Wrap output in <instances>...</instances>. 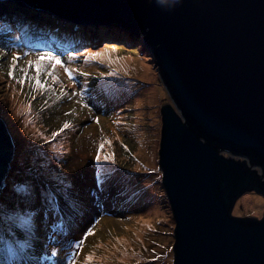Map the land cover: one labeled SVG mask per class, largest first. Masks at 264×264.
<instances>
[{
    "label": "rangeland",
    "instance_id": "1",
    "mask_svg": "<svg viewBox=\"0 0 264 264\" xmlns=\"http://www.w3.org/2000/svg\"><path fill=\"white\" fill-rule=\"evenodd\" d=\"M35 10L45 16L51 15L40 8ZM28 23L26 27L25 24L21 26L33 42H38L37 34L39 41L41 35L47 34L37 26L42 25V19L31 17ZM101 28L107 29L119 41L121 33L128 38L134 35L116 25L103 24ZM138 33L137 37L147 46L146 34L141 30ZM18 34L16 22L0 21V49L21 55L32 53L20 62V67H24L28 59L35 60L36 56ZM58 35L64 37L62 33ZM94 39L95 36L91 40ZM130 41L133 40L130 38ZM111 42L119 44L116 40ZM133 42L125 46L120 42L121 50L105 53L101 57L102 64L95 61L85 64L83 57L72 62L71 67L89 73L87 80L77 74L76 84L77 90L81 87L88 90L86 102L91 113L66 97L58 99L59 84L55 92L44 96L38 94L35 101H31L27 87L21 95L20 86L7 76L11 56L0 54V114L12 122L16 144L11 173L5 189L1 190L4 203H0V264H68L74 250L72 246L83 238L88 227L94 228L95 235L85 241L82 251L75 257L76 264H174L176 223L163 186L159 151L163 107L169 104L180 113L170 96L157 58L154 55V59H149L153 52L146 51L145 54L144 48L137 43L133 45ZM51 43L46 50L40 47L35 50L55 52L67 62L68 53L83 49H62L61 43L70 44L66 40ZM88 45L87 49L94 50L90 43ZM126 47L129 51L124 50ZM109 61L112 62L111 68L108 67ZM141 63L150 70L151 76L143 74ZM101 71H115L117 74L96 79ZM15 75L19 78L21 73L16 71ZM56 75L71 92L72 86L63 70L57 68ZM6 100L9 106L4 102ZM67 112L71 115H65ZM95 116L100 117L99 124L95 123ZM65 122L73 127L62 133L51 146L47 145L45 141L51 140V133L59 130ZM29 135L31 143L23 146V138ZM107 140L113 144L111 147L106 145L104 151L115 153V164L103 161L97 164L98 146ZM41 145L44 151L38 150ZM122 145H126L128 151ZM59 153L67 155L58 156ZM61 159L65 161L62 165ZM97 173H100L102 185L96 179ZM65 175L72 178L75 186L72 192L76 199L70 201L71 208L63 199L67 190L60 185ZM22 186H35L38 197L24 202L9 194L8 188L19 190ZM53 192L60 196L59 200L52 195ZM7 198H11L9 202ZM248 198L255 199L244 204V199ZM27 203L31 207H27ZM12 204H16L14 211ZM28 213L34 215L33 223L24 224L18 220ZM232 215L238 218L257 215L261 219L264 196L254 191L246 192L236 201ZM5 227L20 233L22 239L30 238L31 243L27 247L5 248L2 240ZM53 249L60 252L59 258L51 255ZM89 256L91 261L87 259ZM45 259L47 263H43Z\"/></svg>",
    "mask_w": 264,
    "mask_h": 264
},
{
    "label": "water",
    "instance_id": "2",
    "mask_svg": "<svg viewBox=\"0 0 264 264\" xmlns=\"http://www.w3.org/2000/svg\"><path fill=\"white\" fill-rule=\"evenodd\" d=\"M22 1L146 34L180 113L163 107L159 151L174 264H264V215H232L246 192L264 196V0ZM14 149L0 114V191Z\"/></svg>",
    "mask_w": 264,
    "mask_h": 264
},
{
    "label": "snow or ice",
    "instance_id": "3",
    "mask_svg": "<svg viewBox=\"0 0 264 264\" xmlns=\"http://www.w3.org/2000/svg\"><path fill=\"white\" fill-rule=\"evenodd\" d=\"M109 51H116V49L110 48L109 46H104L100 50H91V49H85L81 52H70L67 54V62H65V59L60 55L52 51H39L35 53L36 59L31 60L28 59L26 61V66L20 67V62L25 59V57H29L32 55L31 52H25L22 55L18 52L12 51L7 52L3 49H0V54L3 56H11V59L9 61V68L7 72V76L10 81H14L16 84L20 86V94L24 95V89L27 87L29 91L31 92V101H35L37 99V95L44 96L48 92H55L56 85L59 84L60 86V92L57 94V98L61 99L66 97L68 101H74L77 105H79L81 108L87 109L91 113V107L89 103L86 101L88 100L87 95V89L81 87L79 90H77V84H76V77L77 74L81 77H84L85 80L88 79L89 73L79 71L77 68L71 67V64L73 61L79 60L80 57L84 58V63L87 64L89 61H95L97 63H104V61L101 59L105 53H108ZM112 62H108V67L111 68ZM60 68L63 70L64 75L67 77L68 81L70 82L72 86V91L69 92V90L64 87L62 82L60 81L59 77L56 75V69ZM16 71H19L21 73L20 77H16L15 73ZM30 73H34L30 75ZM117 73L115 71H108L107 73L101 71L99 73V76L96 77V79H107L109 77L115 76ZM51 81V83H49ZM44 103L47 104L48 100L45 98ZM31 109V103L29 104V110ZM65 115H71V112L65 113ZM95 123H100V117L95 116ZM73 125L65 122L62 127L59 128L57 131H53L51 133V140H46L45 143L49 146L53 144V142L66 130L72 128ZM32 141V137L29 135L26 138H23L22 142L25 145L30 144ZM113 144V141L107 140L102 141L97 149V153L95 155V161L97 164H100L103 162H110L112 164H115V153L109 152L105 153V147L106 145L111 147ZM124 147L125 151H128V148L126 145H122ZM39 151H44V146L41 145L38 148ZM61 156L67 155L66 153H61ZM65 161L63 159L60 160V164H64ZM96 179L98 182L102 185L103 181L100 180V173L96 174ZM66 181V182H65ZM60 185L63 189L67 190L64 192L63 199L65 200V203L68 204V206L71 208L73 205L70 203V201H74L76 199L74 193L72 190L74 189V184L72 183V178L70 176L65 175L63 179L60 180ZM8 192L12 197H15L18 201H24V202H30L33 198L38 197V193L36 192L35 186L31 187H25L22 186L17 190L15 187L8 188ZM27 193V195H25ZM3 192L0 191V203H4L3 200ZM52 195H56L57 199H60V196L57 195L56 192H53ZM81 203H83L81 201ZM27 207H31L30 203L26 204ZM12 210L14 211L16 209V204L11 205ZM34 211V209H32ZM21 211H24V208H21ZM97 223L99 221H96ZM18 236H20V233H17ZM95 231L93 227H88L87 230L83 233V238L80 239L77 243H75L72 247L74 250L71 251V256L69 257L68 264H76L75 257L80 254L82 251V246L84 245L85 241L90 236H94ZM119 239V238H118ZM51 255L54 258L60 257V252L53 249L51 251ZM89 261H91L92 257L89 256L87 258Z\"/></svg>",
    "mask_w": 264,
    "mask_h": 264
},
{
    "label": "bare ground",
    "instance_id": "4",
    "mask_svg": "<svg viewBox=\"0 0 264 264\" xmlns=\"http://www.w3.org/2000/svg\"><path fill=\"white\" fill-rule=\"evenodd\" d=\"M1 6H0V13L2 12H6V11H9V9H11L10 7H20V8H22V13H23V15L24 16H30V14H37V12L35 11V10H31V9H28V8H23V7H21V6H19L18 4H16V3H13V2H6L5 3V6H10V7H5V6H3L4 4H0ZM42 15L44 14L43 12L41 13ZM51 16V15H50ZM43 20V19H42ZM59 21V19L58 18H56V17H49V16H47L46 17V19L45 20H43V23H42V25L41 24H37V26H38V29L39 30H41V31H43V32H46L47 34L46 35H41V40L39 41V36H38V34H37V37H38V42H35V46H37V47H40L41 49H44V50H46L47 48H49L50 46L49 45H52L53 43H51V42H53L54 40L52 39V22H55V23H57ZM90 26H97V25H95V24H92V25H90ZM65 36V35H64ZM36 37V36H35ZM63 37V36H62ZM62 37H61V39H60V41H62ZM130 38L134 41V43H137L140 47H143L144 48V52H145V54L148 52V51H150V49L147 47V46H144L143 45V42H142V40L139 38V37H137V36H135V35H133L132 36V34L130 35ZM64 40H68L67 38H64ZM29 41H30V39H25V42H27V43H29ZM76 40H72V39H70V45H71V48H83L84 46H81L82 44H83V40H78L77 42H75ZM54 42H56V41H54ZM58 42V41H57ZM80 42V43H79ZM120 42H122L123 44H124V46H125V44H127L128 42H129V40L127 39V38H121V40H120ZM49 44V45H48ZM133 45H135V44H133ZM111 46H116V45H111ZM62 49H65V48H62ZM140 51V50H139ZM147 51V52H146ZM149 57V59H153V57H152V55H149L148 56ZM140 65V67H141V69H142V72H143V74L145 75V76H151V73H150V70L148 69V68H146L142 63L141 64H139ZM170 96H171V98L173 99V101L175 102V100H174V98H175V96H174V94H173V92L170 90ZM176 106H177V108H179V106H178V104L177 103H174ZM2 116V118L4 119V121H5V128H6V130L9 132V134H10V137L12 138V140L14 141V139H13V130H12V128H11V121H9L8 120V118L6 117L5 118V116L4 115H1ZM161 137H162V132H161ZM23 144V143H22ZM25 144H23V146H24ZM14 148L16 149V144H15V142H14ZM61 153H59V155L58 156H61L60 155ZM13 168V167H12ZM258 172L260 173V175H262L261 174V171H259L258 170ZM11 173V172H10ZM10 173H8L7 175H9ZM3 186V184H1V187ZM261 195V194H260ZM254 199L255 198H248V199H244V204H248V203H251L252 201H254ZM155 211V213H157L158 214V209H155L154 210ZM176 228V227H175ZM7 241L11 244V245H18L19 247H25V246H27L29 243H30V240H28V241H22V240H20L16 235H14V234H12L11 233V231L10 230H8V235H7ZM43 263H47V261H46V259L43 261ZM37 264H39V263H37Z\"/></svg>",
    "mask_w": 264,
    "mask_h": 264
},
{
    "label": "clouds",
    "instance_id": "5",
    "mask_svg": "<svg viewBox=\"0 0 264 264\" xmlns=\"http://www.w3.org/2000/svg\"><path fill=\"white\" fill-rule=\"evenodd\" d=\"M57 15V14H56ZM61 17V16H60ZM63 18V17H62ZM64 19H66V20H69V19H67V18H64ZM71 21V20H70ZM74 24L75 23H77V22H74V21H72ZM77 24H80V23H77ZM80 25H84L85 27H93V26H90V25H92V24H90V23H88V24H80ZM101 25H103V24H101ZM109 25H116V24H109ZM116 26H118V27H120V28H123V29H127V28H124V27H122V26H119V25H116ZM94 28V27H93ZM107 30V29H106ZM105 30V33H103V39H105V40H108V41H105V42H108V43H106L105 45H103V46H111V45H116V46H111V47H118V48H120V41H119V39L117 38V37H113V36H111L110 35V32H107ZM130 31V30H129ZM94 33V30H89L88 31V34L86 35V34H79V37H80V39L82 40V38H86V37H88L89 35H91V34H93ZM119 34V33H118ZM122 35H124V34H120L119 36H120V38H123L122 37ZM124 38H127L128 40H130V38H128L126 35H124ZM80 39H76V42L78 41V40H80ZM114 40H116V41H118L119 42V45L117 44V43H112L111 41H114ZM133 42V41H132ZM131 42V43H132ZM145 42H146V40H145ZM127 44H129V42L127 43ZM133 44H135L134 42H133ZM146 45H147V43H146ZM148 47V46H147ZM123 49V48H122ZM120 50H121V48H120ZM124 50H126V51H129V49H128V47H126ZM153 59H154V57H153ZM5 103H6V105H8L9 106V103H8V100H6V101H4ZM223 155L225 156V157H231V155L230 154H227V153H223ZM233 159H236V160H239V161H241V160H243L241 157H239V158H237V157H233ZM249 165H250V163H249Z\"/></svg>",
    "mask_w": 264,
    "mask_h": 264
},
{
    "label": "trees",
    "instance_id": "6",
    "mask_svg": "<svg viewBox=\"0 0 264 264\" xmlns=\"http://www.w3.org/2000/svg\"><path fill=\"white\" fill-rule=\"evenodd\" d=\"M132 41L129 40V43H131Z\"/></svg>",
    "mask_w": 264,
    "mask_h": 264
}]
</instances>
